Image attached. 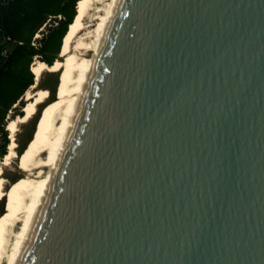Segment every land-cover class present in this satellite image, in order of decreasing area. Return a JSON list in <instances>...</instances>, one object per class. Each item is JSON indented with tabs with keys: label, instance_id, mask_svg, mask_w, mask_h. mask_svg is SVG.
<instances>
[{
	"label": "water",
	"instance_id": "95a60500",
	"mask_svg": "<svg viewBox=\"0 0 264 264\" xmlns=\"http://www.w3.org/2000/svg\"><path fill=\"white\" fill-rule=\"evenodd\" d=\"M22 264H264V0H121Z\"/></svg>",
	"mask_w": 264,
	"mask_h": 264
},
{
	"label": "bare ground",
	"instance_id": "6f19581e",
	"mask_svg": "<svg viewBox=\"0 0 264 264\" xmlns=\"http://www.w3.org/2000/svg\"><path fill=\"white\" fill-rule=\"evenodd\" d=\"M120 3L79 0L77 14L62 41L60 58L52 65L44 61L32 64L36 80L45 70L60 72L58 95L19 156L25 176L6 190L2 171L16 155L18 123L28 122L35 115L38 106L47 102L49 90L28 92L24 114L8 122L11 142L0 165V201L8 198L6 210L0 214V264H22L32 244Z\"/></svg>",
	"mask_w": 264,
	"mask_h": 264
},
{
	"label": "trees",
	"instance_id": "16d2710c",
	"mask_svg": "<svg viewBox=\"0 0 264 264\" xmlns=\"http://www.w3.org/2000/svg\"><path fill=\"white\" fill-rule=\"evenodd\" d=\"M78 1L0 0V160L6 156L10 144L9 112L17 103L24 108L22 98L34 84L32 64L39 58L52 65L59 58L63 38L77 14ZM57 88L58 85L49 89L48 105L56 100ZM27 145L20 148L18 156Z\"/></svg>",
	"mask_w": 264,
	"mask_h": 264
},
{
	"label": "rangeland",
	"instance_id": "374dc122",
	"mask_svg": "<svg viewBox=\"0 0 264 264\" xmlns=\"http://www.w3.org/2000/svg\"><path fill=\"white\" fill-rule=\"evenodd\" d=\"M46 29H47V27H46ZM37 36L40 37L41 33H39ZM59 58H60V56H59ZM39 61H41L39 58H36L34 60V62H36V63H38ZM59 81H60V72L59 71L54 72V71L45 70L42 73V75L40 76L39 80H36V78H35L34 84H32L29 87V89L26 91V93L24 94V96L22 98V101L24 102L23 104L27 103L26 95L28 92H34L35 90H37L39 88H45V89L49 90L51 88H54L56 85H58ZM49 93H50V90H49ZM57 95H58V93L56 94V98H57ZM50 98H51V96L48 98L46 103L40 104L38 106L37 112L28 122L18 123L19 125L17 126V131L15 133V139L17 141L16 155H15V157H13L11 164L8 166H4L3 171H2V174H3L4 178L6 179V186H5L6 190L8 188H10L11 185L14 182H16L18 179L25 176L24 175L25 172L22 171V169L19 166V160H20V157L18 156L20 154L19 150H20V148H22V146L25 143L27 145V143L30 141L31 137L34 135L36 128H39V126L41 124L40 119H43V116L45 115V111H46L45 108L48 107L47 103L49 102ZM23 109L24 108H21V104L17 103L15 105L14 109L9 112V115L7 117L8 122L12 119H17L19 116H21V112H23V114H24ZM39 122H40V124H39ZM7 126H8V123H7ZM10 142H11V140H10ZM3 160L4 159L0 160V165L2 164ZM3 200H5V206H4V212H5L8 198L6 197ZM3 200L0 201V208L2 207V205H4ZM4 212H2V213H4ZM2 213L0 210V214H2Z\"/></svg>",
	"mask_w": 264,
	"mask_h": 264
}]
</instances>
